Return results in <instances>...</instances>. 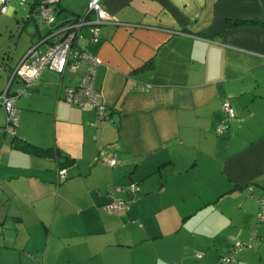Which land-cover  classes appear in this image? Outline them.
<instances>
[{
    "label": "crops",
    "instance_id": "1",
    "mask_svg": "<svg viewBox=\"0 0 264 264\" xmlns=\"http://www.w3.org/2000/svg\"><path fill=\"white\" fill-rule=\"evenodd\" d=\"M28 1V0H27ZM52 1L54 20L34 3ZM10 0L0 13V92L25 53L87 12L88 0ZM28 5L29 10L24 7ZM115 24L78 47L97 57L95 84L110 122L64 101L87 70H45L0 130V264H264V0H103ZM3 56V55H2ZM23 88L21 84H14ZM236 118L221 138V105ZM7 123L0 105V128ZM55 147L60 160L13 148L12 134ZM116 157L118 165L107 161ZM65 160V161H64ZM60 167L67 179L59 181ZM128 209L107 208L127 201Z\"/></svg>",
    "mask_w": 264,
    "mask_h": 264
},
{
    "label": "built area",
    "instance_id": "2",
    "mask_svg": "<svg viewBox=\"0 0 264 264\" xmlns=\"http://www.w3.org/2000/svg\"><path fill=\"white\" fill-rule=\"evenodd\" d=\"M10 0H0V13L5 14L9 10ZM52 1L41 3L38 7L39 17L51 23L54 20ZM107 24H115V21L107 14L103 7V0H88L87 12L84 16L75 19L73 22L61 32V37L49 41V43L41 49V44L31 47L23 56L20 63L14 69L12 75L8 79L5 89L0 93V105L6 113V130L8 128H16L18 126V113L15 107L16 99L26 92L28 86H31L45 70L63 74L66 71L74 73L79 67L81 60H85L88 64L85 74L77 88L67 89L65 100L68 103L82 106L85 103L90 104L96 111L97 122L104 123L109 121L106 105L103 102L102 95L94 88L95 68L98 67L100 60L83 52L78 47V40L81 37V31L87 30L90 38L89 42L99 40L100 27ZM17 78L24 84L23 88H17L14 93H8L12 80ZM223 120L215 128V134L221 138L225 135L228 125L236 118L235 110L229 100H224L221 105ZM109 167L117 165L115 157L107 161ZM65 170L59 173L60 178H65ZM2 186L0 182V192ZM125 191L130 195L127 201L115 199L107 208L108 212L116 213L126 210L129 204L134 201L139 187L134 183H130L124 187H113L109 193ZM260 211L257 215V224H264V197L259 199ZM256 237L253 233L247 244L236 243L231 251L227 252L219 259L217 264H236L237 254L246 246L250 245Z\"/></svg>",
    "mask_w": 264,
    "mask_h": 264
},
{
    "label": "trees",
    "instance_id": "3",
    "mask_svg": "<svg viewBox=\"0 0 264 264\" xmlns=\"http://www.w3.org/2000/svg\"><path fill=\"white\" fill-rule=\"evenodd\" d=\"M41 3H34V4H32V9L33 8H35L36 6H37V10H36V12H35V14L37 15L38 14V7H39V5H40ZM38 44V43H37ZM88 66V65H87ZM100 66V65H99ZM98 66V67H99ZM98 67H96L95 68V75H94V88H95V90L96 91H98V92H100L99 90H98V88H96L97 86H96V84H95V76H96V70H97V68ZM79 68V67H78ZM78 70V69H77ZM14 71V70H13ZM67 72V71H66ZM66 72H64L63 74H58V73H55V72H53V73H55V74H57V75H59V76H63ZM86 72V71H85ZM13 73V72H12ZM12 73H11V75H12ZM85 74V73H84ZM83 74V75H84ZM10 75V76H11ZM82 75V76H83ZM82 78V77H81ZM81 78H80V81H81ZM9 79V78H8ZM80 81H79V83H80ZM7 83H8V81H7ZM6 83V84H7ZM79 83L77 84V85H75L74 87H70V88H67V89H74V88H77L78 87V85H79ZM14 84H21V85H23V87H24V84L21 82V81H19L17 78H15L14 77V79L12 80V82H11V84H10V86H9V91H8V93H14L15 92V90L17 89L16 87H14ZM32 85V84H31ZM6 87V86H5ZM29 87V86H28ZM28 87H27V89H28ZM5 89V88H4ZM3 89V90H4ZM26 89V90H27ZM66 89V90H67ZM2 90V91H3ZM2 91L0 92V93H2ZM101 93V92H100ZM65 94H66V92H65ZM64 101L66 102V103H68L66 100H65V96H64ZM68 104H71V103H68ZM71 105H73V106H76V107H83V106H85V105H90V104H87V103H85L84 105H82V106H78V105H75V104H71ZM91 106V105H90ZM16 107V106H15ZM92 107V106H91ZM107 108V107H106ZM17 109V108H16ZM92 109H93V111H94V113H95V123L93 124V126H97L98 124H105V123H108V122H110V117H109V121H107V122H104V123H96L97 122V115H96V111H95V109L92 107ZM107 112H108V109H107ZM17 113H18V110H17ZM108 116H109V113H108ZM18 122H19V114H18ZM95 126V127H96ZM6 125L4 126V127H1L0 128V130H1V132H5V131H7L6 130ZM13 130H16V128H13ZM12 146H13V148H15V149H17V150H20V151H22V152H25V153H28V154H31V155H34V156H36V157H39V158H46V159H54V160H60L61 159V155H60V152L55 148V147H48V148H43V147H40V146H37V145H35V144H32V143H30L29 141H27V140H25V139H23V138H20V137H17L16 135H15V132L12 134ZM115 160H116V163H117V165H118V162H117V159H116V157H115ZM65 161V160H64ZM116 165V166H117ZM115 166V167H116ZM61 169L58 171V178H59V181H64V180H66L67 179V177H68V175H67V171H66V169H64V168H62V167H60ZM111 168H114V167H111ZM63 170H65V178L64 179H62V178H60V176H59V173L61 172V171H63ZM130 184V183H129ZM128 185V184H127ZM126 186V185H125ZM119 187H124V186H119ZM262 197H264V194H262V195H260L259 196V198H258V206H259V199L260 198H262ZM259 211H260V206H259V210H258V213H259ZM258 213H257V215H258ZM257 220V219H256Z\"/></svg>",
    "mask_w": 264,
    "mask_h": 264
},
{
    "label": "rangeland",
    "instance_id": "4",
    "mask_svg": "<svg viewBox=\"0 0 264 264\" xmlns=\"http://www.w3.org/2000/svg\"><path fill=\"white\" fill-rule=\"evenodd\" d=\"M26 2H29V3H31L32 4V2H33V0H26ZM24 10L25 11H28L29 10V6L28 5H26L25 7H24ZM13 49H11L10 51H5V52H0V60H2V58H4V57H9V59L11 60L13 57H14V53H13ZM3 55V56H2ZM8 59V58H7ZM5 86H6V83H5V85H3V89L5 88ZM2 89V90H3Z\"/></svg>",
    "mask_w": 264,
    "mask_h": 264
}]
</instances>
